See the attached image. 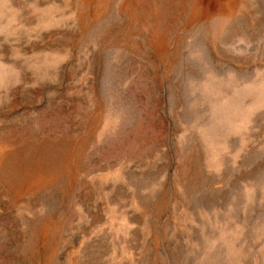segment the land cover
I'll return each mask as SVG.
<instances>
[{
  "label": "rangeland",
  "instance_id": "obj_1",
  "mask_svg": "<svg viewBox=\"0 0 264 264\" xmlns=\"http://www.w3.org/2000/svg\"><path fill=\"white\" fill-rule=\"evenodd\" d=\"M0 264H264V0H0Z\"/></svg>",
  "mask_w": 264,
  "mask_h": 264
}]
</instances>
